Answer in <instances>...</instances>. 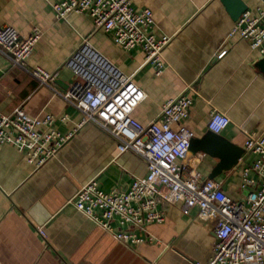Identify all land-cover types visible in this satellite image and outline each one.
Wrapping results in <instances>:
<instances>
[{
    "label": "crops",
    "instance_id": "1",
    "mask_svg": "<svg viewBox=\"0 0 264 264\" xmlns=\"http://www.w3.org/2000/svg\"><path fill=\"white\" fill-rule=\"evenodd\" d=\"M63 0H0V26L11 25L22 36L41 32L24 66L0 52V112L17 107L31 116L52 114L63 132L72 131L83 114L65 98L75 81L65 66L84 38L122 72L132 75L140 99L131 115L143 124L159 117L163 104L181 94L192 99L184 124L202 137L213 110L226 113L231 125L222 133L243 147L244 131L264 132L262 54L249 43L227 34L234 20L222 0H133L136 9L151 8L158 35L171 36L165 51L167 67L156 75L141 47L130 51L110 33L97 29L90 16L70 13L58 19L53 4ZM257 14L264 0H243ZM227 53L218 58V54ZM58 71L42 83L33 71ZM63 117H66L63 120ZM177 126V125H175ZM117 141L93 123L75 133L58 156L37 169L13 144L0 147V264H206L218 238L213 225L185 211L182 203L165 204L166 220L147 226L152 241L125 244L79 212L71 200L92 179L106 192L125 190L135 177L147 174L146 161L134 151L118 153ZM258 157L244 154L239 164L218 176L222 190L234 199L244 166ZM219 159L198 152L186 162L207 177ZM43 226H40L42 221ZM43 233L41 232V230ZM139 235L144 231L137 230Z\"/></svg>",
    "mask_w": 264,
    "mask_h": 264
},
{
    "label": "built area",
    "instance_id": "2",
    "mask_svg": "<svg viewBox=\"0 0 264 264\" xmlns=\"http://www.w3.org/2000/svg\"><path fill=\"white\" fill-rule=\"evenodd\" d=\"M52 7L58 19H66L70 13L90 16L94 26L110 33L124 50L141 47L156 75L164 73L168 64L165 51L172 38L156 33L151 8L136 9L133 0H63ZM40 34L34 28L22 36L15 27L2 25L0 52L24 66ZM234 37L246 40L264 57V10L259 7L254 14L248 8L234 20L227 39ZM226 53L227 49L222 50L218 58ZM65 66L76 79L64 96L83 114L82 121L72 131L63 132L52 114L31 116L23 107L10 114L0 112V147L15 145L39 169L58 156L79 128L93 123L116 139L118 153L131 150L141 156L148 172L135 177L127 189L111 192L101 189L96 179L90 180L71 200L79 212L124 245L140 244L152 241L148 225L165 222L162 206L181 202L185 211L196 209L201 220L213 225L218 242L206 264H264V132L244 131L245 154L258 158L243 167L241 188L247 193L234 199L222 190L221 178L203 177L195 165L186 162L195 137L184 124L192 105L188 95L166 101L159 117L143 124L131 115L141 97L133 76L122 72L87 37ZM33 74L48 83L59 73L36 68ZM231 123L229 115L215 109L207 129L222 134ZM138 229L144 234L139 235Z\"/></svg>",
    "mask_w": 264,
    "mask_h": 264
},
{
    "label": "water",
    "instance_id": "3",
    "mask_svg": "<svg viewBox=\"0 0 264 264\" xmlns=\"http://www.w3.org/2000/svg\"><path fill=\"white\" fill-rule=\"evenodd\" d=\"M222 1L230 11L233 20H237L249 8L243 0ZM257 66L264 73V57L257 62ZM198 152L219 159L212 172L207 176V178H216L223 172L236 167L245 154V149L224 135L208 130L202 137H193L190 141L189 153L195 155ZM45 221L46 219L40 223V226H43ZM110 236L116 240L111 234Z\"/></svg>",
    "mask_w": 264,
    "mask_h": 264
}]
</instances>
